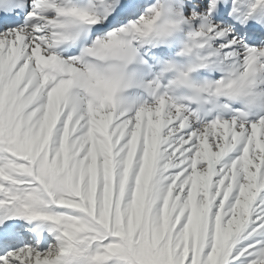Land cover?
Instances as JSON below:
<instances>
[{"label": "snow or ice", "instance_id": "obj_1", "mask_svg": "<svg viewBox=\"0 0 264 264\" xmlns=\"http://www.w3.org/2000/svg\"><path fill=\"white\" fill-rule=\"evenodd\" d=\"M0 264H264V0H0Z\"/></svg>", "mask_w": 264, "mask_h": 264}]
</instances>
